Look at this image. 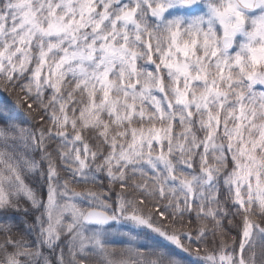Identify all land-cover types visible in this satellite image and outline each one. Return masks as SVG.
Instances as JSON below:
<instances>
[{
    "label": "snow or ice",
    "instance_id": "obj_1",
    "mask_svg": "<svg viewBox=\"0 0 264 264\" xmlns=\"http://www.w3.org/2000/svg\"><path fill=\"white\" fill-rule=\"evenodd\" d=\"M0 264H264V0H0Z\"/></svg>",
    "mask_w": 264,
    "mask_h": 264
},
{
    "label": "trees",
    "instance_id": "obj_2",
    "mask_svg": "<svg viewBox=\"0 0 264 264\" xmlns=\"http://www.w3.org/2000/svg\"><path fill=\"white\" fill-rule=\"evenodd\" d=\"M25 126H27V125H25ZM234 234V233H233Z\"/></svg>",
    "mask_w": 264,
    "mask_h": 264
}]
</instances>
